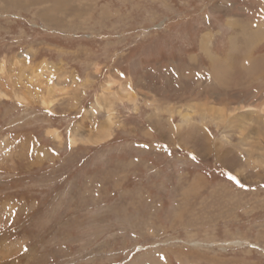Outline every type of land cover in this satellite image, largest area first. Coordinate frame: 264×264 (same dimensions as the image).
Returning a JSON list of instances; mask_svg holds the SVG:
<instances>
[{
  "label": "rangeland",
  "instance_id": "rangeland-1",
  "mask_svg": "<svg viewBox=\"0 0 264 264\" xmlns=\"http://www.w3.org/2000/svg\"><path fill=\"white\" fill-rule=\"evenodd\" d=\"M1 64L0 264H264V0H0Z\"/></svg>",
  "mask_w": 264,
  "mask_h": 264
},
{
  "label": "bare ground",
  "instance_id": "bare-ground-1",
  "mask_svg": "<svg viewBox=\"0 0 264 264\" xmlns=\"http://www.w3.org/2000/svg\"><path fill=\"white\" fill-rule=\"evenodd\" d=\"M3 72H4L3 64H1L0 65V74H3ZM114 82H115V80L111 76L108 77L107 80H106V82H105V84H104V86H103V88L106 91L111 90L112 85H114ZM120 89H121V93H122L123 97H127V98L130 97V94H129L128 90H126L127 87L125 85L121 84ZM50 98L49 97H46V96H42V97L39 98L40 99L39 100L40 101V105L44 109H52L53 104H54V101L51 100ZM0 99H8V96L6 95V93L3 92V91H1V90H0ZM15 100L18 103H21V104H26V102H27V99L25 97H22V96H15ZM98 109L99 110H102L103 109V107L101 106V104H98ZM169 113H170L169 115H171V114H177V115L181 116V119H183V121H185V122H191L192 119H193V117H192L193 115H191L193 113L192 111H188V112H185L184 113V111H180L178 109L171 108V109H169ZM110 115H109V118L108 119H110ZM182 126H183V123L182 124H179L178 129L179 128H182ZM203 127H205V126H203ZM46 134L48 136L54 138L55 140H60L61 139L60 135L57 134V132H56L55 129H48V130H46ZM83 138H84V140L83 139L82 140L84 142H87V143H98L99 141H102L106 137H104V138L97 137L96 139H92V138L85 139V137H83ZM69 143L71 144V146H74V145L77 144V140H75V135H71V137L69 139Z\"/></svg>",
  "mask_w": 264,
  "mask_h": 264
}]
</instances>
